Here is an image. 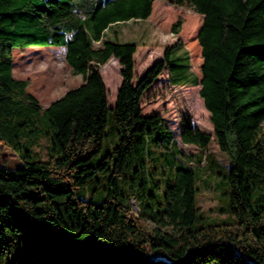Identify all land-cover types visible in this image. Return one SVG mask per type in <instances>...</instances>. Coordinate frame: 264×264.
<instances>
[{
    "label": "trees",
    "instance_id": "16d2710c",
    "mask_svg": "<svg viewBox=\"0 0 264 264\" xmlns=\"http://www.w3.org/2000/svg\"><path fill=\"white\" fill-rule=\"evenodd\" d=\"M153 1L0 0V146L21 163L0 165V264H264V0H163L201 17L189 42L201 77L176 38L133 83L137 45L103 33L147 19ZM29 45L64 47L82 83L42 107L12 74L11 49ZM110 58L121 78L112 107L99 72ZM163 71L167 87L199 85L212 134L185 116L174 130L142 113ZM108 110L117 139L98 156ZM212 141L230 162L234 219L205 224L195 170L221 166Z\"/></svg>",
    "mask_w": 264,
    "mask_h": 264
},
{
    "label": "rangeland",
    "instance_id": "374dc122",
    "mask_svg": "<svg viewBox=\"0 0 264 264\" xmlns=\"http://www.w3.org/2000/svg\"><path fill=\"white\" fill-rule=\"evenodd\" d=\"M195 15L197 14L189 9L176 8L173 5L165 4L163 0H154L152 12L147 19L130 21L115 27L114 37L116 40L119 42H132L137 45L136 54H134L133 83L147 67L162 57L165 46L175 41L174 35L170 34V25L177 18L182 20L179 37L182 40L183 48H179L176 54L186 55L187 53L191 71L200 79L201 58L194 53L189 45L201 24V17L196 23ZM112 34V30L107 32L109 37H113ZM11 62L13 77L28 82L27 92L42 107L47 106L50 102L62 96L64 92L80 85L83 81L81 75L71 73L65 61L64 47L51 45L13 47L11 49ZM99 72L107 91V104L112 107L116 89L121 79L117 60H108L105 65L100 67ZM180 90L181 93L169 90L166 74H162L142 96L140 101L142 113H159L174 130L178 128V119L185 116L199 130L212 134L209 113L204 108L198 95L199 85L182 86ZM104 131L105 137L102 140V149L98 156L107 147H111L116 143L117 136L113 130L111 110H108ZM179 146L188 154L194 150L191 146H185L181 143H179ZM208 151L211 152L221 166H218L215 169L216 171L211 174L199 169L195 170L197 188L195 202L202 216H204L205 224L231 222L234 219L233 215L225 210L228 203L229 186L224 179L230 162L225 154L218 150L214 141L210 142ZM0 165L8 169H14L21 166V163L12 150L0 146ZM96 178L101 181L99 189L95 193V197L99 198L103 196L100 190L103 186L100 172L95 174L94 179ZM98 185L94 182V186L97 187ZM131 209V214L135 216L137 214V204L134 201H131Z\"/></svg>",
    "mask_w": 264,
    "mask_h": 264
},
{
    "label": "crops",
    "instance_id": "0c3cea01",
    "mask_svg": "<svg viewBox=\"0 0 264 264\" xmlns=\"http://www.w3.org/2000/svg\"><path fill=\"white\" fill-rule=\"evenodd\" d=\"M165 4H167V3L165 2ZM173 7L180 8V7H177V6H173ZM195 16H196V17H200L198 14L195 15ZM130 21H135V20H128V21L117 22V23L112 24L110 27H108V29H106V30L104 31V33H103L104 38H105V39H111V40H112V39H116V38L114 37V36H115V33H116V32H115V31H116V30H115V27H117V26H119V25H121V24H126V23H128V22H130ZM110 30H112V33H113L112 36H113V37H109V36L107 35V32L110 31ZM179 33H180V32H179ZM179 33H178V34H174V38H175V39H176V38H180V37H179ZM171 35H172V34H171ZM180 39H181V38H180ZM136 48H137V47H136ZM134 54H136V52H135ZM109 60L116 61L117 59H115V58H110ZM133 60H134V55H133ZM134 65H135V62H134ZM147 68H148V67H147ZM147 68H146V69H147ZM146 69H145V70H146ZM145 70H144V71H145ZM144 71H143V72H144ZM143 72H142V73H143ZM164 73H165V72L163 71L162 74H164ZM162 74H161V75H162ZM165 74H166V73H165ZM161 75H160V76H161ZM160 76H159V77H160ZM158 79H159V78H158ZM158 79H157V80H158ZM157 80H156V81H157ZM119 83H120V82H119ZM184 86H187V85H184ZM188 86H191V85H188ZM181 87H182V86H170V87H167V88H168L169 90L171 89V90L176 91V93H181V90H180ZM189 146H191V147L194 149V150L191 151L192 153H197L198 150H197V148H196L195 146H192V145H189Z\"/></svg>",
    "mask_w": 264,
    "mask_h": 264
},
{
    "label": "water",
    "instance_id": "95a60500",
    "mask_svg": "<svg viewBox=\"0 0 264 264\" xmlns=\"http://www.w3.org/2000/svg\"><path fill=\"white\" fill-rule=\"evenodd\" d=\"M137 211H138V208H137Z\"/></svg>",
    "mask_w": 264,
    "mask_h": 264
}]
</instances>
